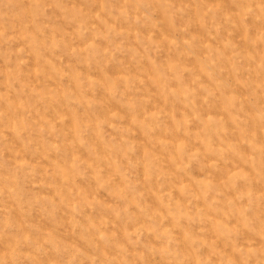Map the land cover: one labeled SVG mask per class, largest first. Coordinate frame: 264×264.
Here are the masks:
<instances>
[{
	"label": "rangeland",
	"instance_id": "374dc122",
	"mask_svg": "<svg viewBox=\"0 0 264 264\" xmlns=\"http://www.w3.org/2000/svg\"><path fill=\"white\" fill-rule=\"evenodd\" d=\"M0 264H264V0H0Z\"/></svg>",
	"mask_w": 264,
	"mask_h": 264
}]
</instances>
